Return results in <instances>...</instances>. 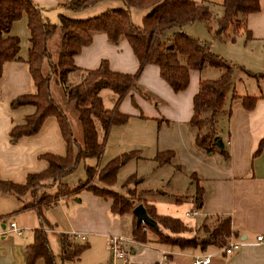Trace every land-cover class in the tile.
Returning <instances> with one entry per match:
<instances>
[{
	"label": "crops",
	"instance_id": "0c3cea01",
	"mask_svg": "<svg viewBox=\"0 0 264 264\" xmlns=\"http://www.w3.org/2000/svg\"><path fill=\"white\" fill-rule=\"evenodd\" d=\"M32 1L41 8L47 20L56 25L59 23L58 14L82 19L121 6L116 0H100L85 9L73 11L64 8L69 0ZM192 1L209 4L213 14L208 22L210 31L197 21L173 28L171 33L182 31L207 42L211 52L242 66L254 75L237 70L233 81L225 90L229 115L220 132V139L227 157L217 152L207 154L194 143L196 130L188 121L192 114V98L198 89L200 72L190 70L185 89L174 92L160 77L158 67L146 64L137 78L140 92L127 93L117 106L125 117L111 121L99 160L95 162L92 158H87L79 161L77 167L64 176L61 182L75 189L85 179V165H96L97 169H102L117 160L121 154L134 151L135 157L118 169L114 184L106 186L107 188L121 192V184L129 175L135 174L140 178L137 187L143 192L142 198L154 206L157 214L156 203L173 201L175 204L185 203L189 211L197 208L198 215L194 216L193 222L182 221L190 227L197 226L207 216H228L230 235L227 240L239 241L241 244L232 253L223 254L217 253V248L213 246L205 249H180L162 244L149 236L145 243L133 241L132 213L113 215L109 212L111 201L108 198L82 190L74 196L59 198L44 212L50 213L55 207H60L67 212L76 209L77 213L75 219L65 216L69 221V228L62 232L53 228L45 229L55 264H79L84 252L76 260L62 259L61 233L67 234L71 243L87 244L86 249L90 248V242L92 244L95 241L87 237L95 235L102 239L103 254L109 251L110 236L125 238L127 241L124 250L127 255L122 259V264H193V256L203 254H211L207 264H264V145L253 155L260 139L264 137V77L260 76L264 75V0H259L257 12L245 17L243 27L234 34L233 27H229L221 38L213 37L212 32L216 27L214 19L222 13L223 0ZM145 12L143 9L131 8L132 23L139 25ZM244 31L249 32L250 37L246 38ZM3 36L16 37L18 50L14 60L3 64L0 76V180L22 184L28 173H37L47 167L46 161L38 158L39 154L63 155L65 145L52 116L43 121L34 135L10 141V129L23 124L24 118L34 112L33 105L26 104L16 108L9 105L18 95L32 91L26 65L31 52L27 15L22 13ZM60 38L57 30L47 41V50L53 62L58 59ZM101 60H106L110 70L115 72L132 74L137 69V60L125 39L112 44L104 33L96 32L92 34L91 42L73 56V64L79 70H88L96 68ZM42 69L44 72L48 70L46 63H43ZM204 76L215 75L208 71ZM78 78V72H71L67 79L73 85ZM55 79V76L51 78L49 86L51 96L63 107L73 136L82 146V129L77 112L73 103L66 101L64 92ZM141 92L148 98L143 97ZM99 94L103 106L111 108L113 93L109 89H102ZM232 94L236 97L230 99ZM242 96H257L252 109L243 108L240 102ZM164 151H171L172 157L168 163L158 165L154 157ZM197 189L201 198L198 204L195 201ZM151 196L154 201H150ZM27 197L25 194L21 198ZM20 206L21 201L15 195L0 190V232L6 231L0 235V264H25L26 247L32 242L33 229L23 227L18 235L7 231L9 223L13 221L7 223L5 220L14 212L33 211L19 209ZM15 226L18 227L16 224ZM49 234H56V237ZM74 234L83 239L74 237ZM256 236H261L262 241H256ZM161 251H165V254L160 259ZM34 264H44V261L37 258Z\"/></svg>",
	"mask_w": 264,
	"mask_h": 264
},
{
	"label": "trees",
	"instance_id": "16d2710c",
	"mask_svg": "<svg viewBox=\"0 0 264 264\" xmlns=\"http://www.w3.org/2000/svg\"><path fill=\"white\" fill-rule=\"evenodd\" d=\"M100 0H69L64 8L73 11L85 9ZM120 7L109 8L92 17L75 19L58 14L59 23H50L41 8L32 0H0V76L5 62L15 59L18 50V39L14 36H3L9 31L13 21L22 13L27 15L31 33V52L26 62L27 72L31 80L32 91L18 95L9 103L11 108L21 105H33L34 112L24 118V123L13 126L9 131L10 141L14 142L21 136L34 135L40 129L43 121L52 116L55 118L61 138L65 145L63 155L42 153L38 155L47 163V167L37 173H28L22 184L0 180V190L15 195L20 201L19 209L34 211L38 227L33 229V239L26 247L25 264H34L37 258H42L44 264H55L53 253L48 245L45 229L52 228L44 216L47 208L59 198L71 197L84 190L111 201L109 212L120 216L131 211L133 200L109 188L94 185V179L105 186L114 184L118 169L136 152H126L105 168L97 169L96 165H85V179L80 181L75 189L69 188L61 179L71 173L79 161L92 158L97 162L103 153L105 140L111 121L125 117L118 111L120 100L131 91H139L137 78L146 64L158 67L160 77L174 91L179 92L187 86L190 70H197L201 76L197 92L192 98V114L189 125L196 130L194 143L207 154L219 153L227 157L224 147L215 145L220 139V132L229 115V103L225 90L234 79L237 70L254 76L242 66L226 61L210 51L208 43L193 38L182 31L172 32L194 22L203 23L207 30L208 22L213 14L209 4L192 0H116ZM222 13L214 19L213 37L221 38L229 27L233 34L243 27L245 17L259 10V0H223ZM146 10L139 25L132 23L130 9ZM60 33V51L58 59L53 62L47 50L48 39L56 32ZM104 33L107 40L116 44L125 39L137 60V69L132 74L119 73L110 70L106 60H101L94 69L79 70L73 64V56L83 46L91 42L92 34ZM245 37H250L244 31ZM233 39V37H231ZM43 63L48 70L43 71ZM212 72L214 77H206L204 73ZM216 71V72H215ZM78 72L77 83L71 85L68 75ZM55 76L56 83L64 92L66 101L72 102L77 112L82 129V146L73 136L71 125L62 106L57 104L50 93L51 78ZM264 77V75H260ZM109 89L113 95V105L105 108L102 104L100 91ZM143 97L148 96L142 93ZM236 96L232 94L230 99ZM257 96L240 97L244 109L253 108ZM264 145V137L260 139L257 154ZM172 157L171 151L159 152L154 160L158 165L168 163ZM132 180L134 184L140 181L135 174L129 175L123 184ZM52 188V191L50 190ZM195 201L200 202V194L196 191ZM27 194V199H22ZM146 214L153 219L157 228L146 226L162 244L180 249L207 246L219 248L226 243L230 235L228 216H207L196 226L197 233L189 235L193 230L176 217L157 214L152 204L140 200ZM195 227V226H194ZM131 239L145 243L148 238L143 225L131 227ZM61 256L65 260H76L87 248V244L69 242L68 235L60 234Z\"/></svg>",
	"mask_w": 264,
	"mask_h": 264
},
{
	"label": "rangeland",
	"instance_id": "374dc122",
	"mask_svg": "<svg viewBox=\"0 0 264 264\" xmlns=\"http://www.w3.org/2000/svg\"><path fill=\"white\" fill-rule=\"evenodd\" d=\"M76 174L77 173L74 174V177L77 176ZM74 179L76 180L77 178L75 177ZM90 182H92L94 185L99 186V187H103V188L106 187L103 183H101L95 179L93 181H90ZM137 186L138 185L134 184V182L132 180H128V182H126V184H123V183L121 184L122 191L117 192V193H119V194H121L127 198L132 199L133 205H136L139 203L140 200H144L142 198L143 192L139 191ZM152 200H153V198L151 196L150 201H152ZM155 205H156L158 214L161 213L162 215H169V216L179 218L184 223L193 222V220L195 218L194 216H185L184 215L185 211L187 212V210L189 208L183 202L175 204L173 201H170L167 203H158V204L156 203ZM73 206L75 208V204H73ZM71 210L72 211L69 210L67 212V211H64V209H61L60 207H55L53 209V211H51L50 213L49 212L44 213V216H45L46 220L48 221V223L51 225V227L60 233V232H62L63 229L69 228V221L67 220L66 217L69 216V217L75 219V217L77 216V213L75 211L76 209H71ZM77 211H78V209H77ZM130 213H131V211L126 213V214H130ZM131 217H132V225H133L135 221H134V217L132 215H131ZM5 220L7 223L9 221H13L18 226V228L26 227L29 229H34V228H37L39 226L38 220H37V217H36L34 211L14 212L10 216L6 217ZM79 224H80V220H79ZM197 226H199V224ZM194 228H196V226L192 228L193 230H191V232H189V235H193V234L197 233ZM143 229H144L147 237L149 236V237L157 239L155 234L153 232H151V230H149L146 226H143ZM49 235L56 237V234H49ZM87 238H92L95 241L92 244L90 242V244H89L90 248L84 250V252L82 253V256H83L82 261L80 260L79 264H107V262L108 263L112 262V264H119V262H120L122 264V262H124L122 259L113 258L111 256L110 250L107 251V253H104V254L102 253L103 252V244H102L101 238H99L95 235L94 236H88ZM90 241H91V239H90Z\"/></svg>",
	"mask_w": 264,
	"mask_h": 264
},
{
	"label": "built area",
	"instance_id": "2783aa9c",
	"mask_svg": "<svg viewBox=\"0 0 264 264\" xmlns=\"http://www.w3.org/2000/svg\"><path fill=\"white\" fill-rule=\"evenodd\" d=\"M184 215L185 216H197L198 210L197 208H193L192 210L185 212ZM143 226H146V225H143ZM7 231L15 232L18 235L21 234V228L16 227L14 222L9 223V230ZM5 233L6 231H2L0 232V235H3ZM74 237L83 239L82 236H78L77 234H74ZM126 241L127 240L121 236H110L108 238L109 250L111 251V256L113 258H121V259L126 258L127 253L124 250V245L126 244ZM256 241L258 242L262 241V237L256 236ZM240 244L241 242L239 241H229L226 239V243L223 246L217 248L216 252L223 253V254H230L233 251H235L239 247ZM164 254H165V251H161L160 259L163 258ZM210 257H211V254L194 255L192 258V263L193 264H207L209 262Z\"/></svg>",
	"mask_w": 264,
	"mask_h": 264
},
{
	"label": "water",
	"instance_id": "95a60500",
	"mask_svg": "<svg viewBox=\"0 0 264 264\" xmlns=\"http://www.w3.org/2000/svg\"><path fill=\"white\" fill-rule=\"evenodd\" d=\"M215 145L218 148H222L223 144L221 139H217ZM131 213L135 218L136 225L142 224V225L150 226L152 228H157L156 222L146 214L142 204L138 203L135 206H133V208L131 209Z\"/></svg>",
	"mask_w": 264,
	"mask_h": 264
}]
</instances>
